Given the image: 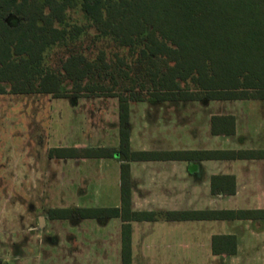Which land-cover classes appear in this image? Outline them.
Listing matches in <instances>:
<instances>
[{"label":"trees","instance_id":"obj_1","mask_svg":"<svg viewBox=\"0 0 264 264\" xmlns=\"http://www.w3.org/2000/svg\"><path fill=\"white\" fill-rule=\"evenodd\" d=\"M79 14L82 23L73 15ZM69 87V88H68ZM60 99L117 98L120 143L113 148H52L49 158H115L121 166V209H51V220L124 221L122 262L132 264L131 221L159 215L132 212L130 162L257 159L264 151L134 152L130 106L264 100V0H0V95ZM214 136H234L232 115L211 119ZM236 193L234 177L212 179ZM259 211L169 212V221L247 220ZM215 255L237 252L233 236H216Z\"/></svg>","mask_w":264,"mask_h":264},{"label":"rangeland","instance_id":"obj_2","mask_svg":"<svg viewBox=\"0 0 264 264\" xmlns=\"http://www.w3.org/2000/svg\"><path fill=\"white\" fill-rule=\"evenodd\" d=\"M73 17L82 23L79 14ZM222 115L236 118L237 136L231 144L211 132L212 117ZM130 126L135 152L143 146L164 151L175 146L184 151H221L234 145L263 149L264 100L132 103ZM119 131L117 98L0 95V264L70 263L66 252L80 231L69 221L51 220L49 211L98 203L94 188L89 186L80 195L66 186L75 164L50 159L49 151L111 148L118 144ZM92 166L96 168L77 170L90 172L94 185L100 169L98 162ZM78 260L72 259L74 264ZM105 260L121 262L118 257Z\"/></svg>","mask_w":264,"mask_h":264},{"label":"crops","instance_id":"obj_3","mask_svg":"<svg viewBox=\"0 0 264 264\" xmlns=\"http://www.w3.org/2000/svg\"><path fill=\"white\" fill-rule=\"evenodd\" d=\"M235 136H237V124L234 136L216 137L225 138L231 144ZM117 140L118 144L111 148H119L120 134ZM133 143L134 137L130 134L131 150L135 152ZM98 148L109 147L99 146ZM181 149L175 146L170 151H164L161 148L150 149L143 146L142 151H186ZM203 151L210 152L216 149L206 148ZM221 151L257 152L264 151V148L246 149L234 145ZM63 160L75 164L69 171V181L66 186L77 190L80 195L86 188H94V199L98 203L92 207L66 206L64 210L74 212L82 209L122 208L121 166L123 162L119 157L94 159L80 157ZM97 162L100 171L98 170L97 182L92 185L89 179L90 172L82 173V169L77 170V166H85L89 171L96 168L92 165ZM78 173H81L79 177ZM130 173L132 212L159 215L156 221L130 222L132 264H264V216L256 219L222 221H169L163 218V215L169 212L259 211L264 213V157L249 160L166 158L132 161ZM216 176L234 177L236 193L230 195L229 189H221L219 194L215 195L212 190V179ZM62 221H69L75 229L80 231L79 236H73V245L70 244L68 253L66 252V257L70 259L69 264H74L72 259L75 258L79 259L76 264H111L105 259L117 257L121 259L119 264H123L124 221L121 216L84 219L73 213V216ZM216 236L235 237L236 254L215 255L213 242Z\"/></svg>","mask_w":264,"mask_h":264},{"label":"water","instance_id":"obj_4","mask_svg":"<svg viewBox=\"0 0 264 264\" xmlns=\"http://www.w3.org/2000/svg\"><path fill=\"white\" fill-rule=\"evenodd\" d=\"M42 221V220H41ZM42 223H43V221H42Z\"/></svg>","mask_w":264,"mask_h":264}]
</instances>
